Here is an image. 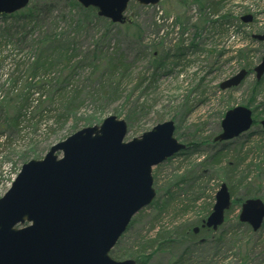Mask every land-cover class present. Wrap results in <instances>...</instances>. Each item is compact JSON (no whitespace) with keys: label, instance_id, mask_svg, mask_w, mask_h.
<instances>
[{"label":"rangeland","instance_id":"obj_1","mask_svg":"<svg viewBox=\"0 0 264 264\" xmlns=\"http://www.w3.org/2000/svg\"><path fill=\"white\" fill-rule=\"evenodd\" d=\"M254 1L252 7L250 2L227 0L225 11L231 12L237 19H233L228 34H215V38L210 35L208 25L200 30L198 36H194L196 29L192 24L199 19L200 9L198 3L192 0H186L185 3L183 0H160L156 5H143L137 0H131L124 13V23H115L103 17L108 21L94 19L89 24L85 21L87 24L82 28L78 25L82 24L83 16L77 10H72L74 16L64 15L70 13L69 0H38L39 4H52L50 15L53 19H49L43 28L38 22L34 35L29 39L27 33L32 25L25 27L24 17L9 18L4 23L1 16L0 30L9 32L6 38L11 42L6 43L8 41L4 36L5 46L0 49V95L9 91L10 83L6 82L9 74H12L14 63L33 56L34 50L30 47L32 42L41 32L52 30L56 23L58 34L64 38L60 39L62 45L67 46L68 57L76 66L73 70L57 66L50 70L46 78L57 85L71 82L68 88L72 84L77 86L81 90L83 103L77 112L69 115V119L62 117L57 122L53 116L45 117L35 130L31 126L27 127L21 133L22 136H15L10 145H0V198L8 191L24 163L42 158L52 145L84 127L100 125L110 115L126 120V141L141 136L158 123L173 120L176 125L175 137L186 145L195 142L198 146L180 151L153 167L156 197L134 215L115 246V250L122 254L119 260L131 259L130 252L139 248L145 240L154 239L158 231L164 228L174 241L170 246L164 241L162 245L167 247L156 252L146 264H264V222L257 231L249 224L240 222V205L234 204L236 206L226 213L225 222L216 232L201 229L194 235L184 233L186 223H196L207 211V207L212 209L220 185L227 182L221 170L216 172L207 167L209 163L205 164V170L202 171L201 161L221 148L231 146L232 149L242 144L254 146L255 141L261 137L264 142L260 124L264 119V83L255 88L256 72L252 70L237 87L220 88L221 82L236 75L241 69L249 70L248 65L255 68L264 56V42L252 37V34L264 31V9H261L263 6L258 8ZM260 1L264 5V0ZM35 2L37 0H30L27 7ZM256 10L259 12L257 16L254 15ZM246 14L254 15L250 25L238 19ZM181 15L192 16L190 23H178L177 18ZM21 36H25L27 41L17 44L16 39ZM193 39L195 45L202 48L201 51L195 52L190 47ZM72 42L76 45H72ZM179 43L187 47L186 59L190 63L175 66L171 72L169 68L158 71L156 81L145 91V87L150 84L151 73L154 72L150 66L153 48L173 49ZM117 48L124 52L132 68L117 93L105 89L108 95H103L99 93L100 87L108 78L104 56L107 52H115ZM211 49L215 51L210 53ZM60 67L64 70L59 71ZM24 68L26 66H20L21 73L26 76ZM144 72L147 77L145 87L136 89L135 85L139 81L137 77ZM18 75L20 72L12 74V77L17 78ZM118 77L117 74L114 79L119 80ZM21 86L19 84L18 87ZM238 105H246L253 110L256 124L239 137L215 142L214 137L221 131L225 113ZM48 109L52 111L51 114L57 113L52 106ZM208 140L209 143L205 144ZM24 154L30 157H22ZM261 157L262 154L256 150L249 155L254 161ZM256 176V173L251 172V179L262 181L259 191L264 195V177ZM198 177L200 180L194 184V179ZM251 179L239 184L235 197L244 196L247 187L251 185ZM167 192L176 198L177 203H181L179 208L186 204L190 209L187 212L172 209L156 220L157 206L154 202L162 199ZM200 192L203 194L195 199ZM157 247L158 244L147 252Z\"/></svg>","mask_w":264,"mask_h":264},{"label":"water","instance_id":"obj_2","mask_svg":"<svg viewBox=\"0 0 264 264\" xmlns=\"http://www.w3.org/2000/svg\"><path fill=\"white\" fill-rule=\"evenodd\" d=\"M97 8L98 15L124 23L131 0H77ZM156 5L160 0H137ZM30 0H0V17L24 9ZM252 14L242 17L250 23ZM253 37L264 41L263 34ZM264 75V56L255 67ZM248 74L243 68L221 82L222 89L239 86ZM254 125L246 105L229 109L214 141H229ZM264 129V119L261 120ZM173 120L158 123L126 141L128 124L116 115L100 125L84 127L51 146L40 159L24 163L11 187L0 198V264H138L112 257L134 215L156 197L153 167L187 148L175 137ZM213 210L204 223L217 229L231 206L228 185L216 193ZM240 221L254 231L264 222V201L247 199ZM199 232V227L194 230Z\"/></svg>","mask_w":264,"mask_h":264},{"label":"trees","instance_id":"obj_3","mask_svg":"<svg viewBox=\"0 0 264 264\" xmlns=\"http://www.w3.org/2000/svg\"><path fill=\"white\" fill-rule=\"evenodd\" d=\"M192 1L197 2L200 9L199 19L197 22L192 24L196 29L194 36H198L199 33H201L200 30L202 31L207 25L210 27L208 28L210 29V35H212L213 38H215V34H228L231 31L233 19L237 18L234 17L231 12L225 11L227 0ZM241 1L250 2V5L253 7V0ZM183 2L185 3L186 0H183ZM254 3L258 8L263 6L261 9H264V5L261 4L263 3L262 1L255 0ZM51 7L52 4H50V2L39 4L37 0V3L35 2L32 6L27 7L26 10L10 15L4 14L2 15V18L5 20L4 23H7L6 20L9 18L24 17L25 27L32 25V28L27 33V38L29 39L34 35L36 27L39 25L38 22L41 23L43 28L45 23L52 18V15H50V13H52ZM68 8L71 14L66 12L64 15H69L70 17L74 16L72 10H77L83 16L82 24L78 25L80 28L87 23L89 24L94 19L107 20L97 14L98 10L95 7L90 6L88 8H84L77 2V0H69ZM258 14L259 12L256 10L254 15L257 16ZM191 17L192 16L188 15L178 16L177 22L181 24H189ZM238 19L241 20V17ZM85 21L87 23H85ZM128 25L131 26L130 24ZM247 25H250V23H247ZM57 29L58 24L54 23L52 30H47L48 32H41V35L30 45V47L34 50L33 56L29 57L27 60L21 59L14 63V68L11 73L15 75L17 72H20V75H18L17 78H14L12 77V74H9V79L6 82V84L10 83V85H8L9 91L6 94L0 95V140H2L0 145H10L15 140V136H22L21 133L24 129H27V127L30 128L31 126L35 130L45 117L53 116L55 117V120L59 122L62 117L69 119L70 114L77 112L81 108L80 106L83 103L80 96L81 90L77 86L72 84V86L68 88L67 85L71 82H67L64 85H57L46 78L50 70L57 66H62L64 69L71 70H73L74 66H76L72 63L71 57H68L69 49L66 48L67 46L62 45V41L60 39L64 38L61 34H58ZM189 29L190 28H188V30ZM262 33H264V31H262ZM6 35H9L8 31L3 32L0 30V49L2 46H5V44H3V39L4 36L6 38ZM6 40L8 41L6 43L11 42V40H8L7 38ZM16 41L18 44L27 41V39L25 36H21L18 37ZM194 41L195 40L193 39V41L190 42V47L195 52L201 51L202 48H198V45H195L196 43H194ZM72 45H76V43L72 42ZM214 51L215 50L211 49L209 52L211 53ZM185 52H187V47H184V45L180 43L176 44L173 49L166 50L163 48L160 50L157 47L153 48L150 55V66L154 69V72L151 73L150 84L145 87L147 77L145 76L146 72H144L143 74H139L137 77L139 81H137L135 88L142 89L145 87V91H147V89L156 81L155 75L158 71L169 68L168 71L171 72L175 66L182 63L184 65L189 64L190 62L186 59L187 54ZM104 57H106V75L108 78L104 81L103 86L100 87L99 93L108 95L105 89H110L113 93H117L123 80L129 74L132 67L130 63L127 62V56H125L124 52L119 49L115 52H107ZM22 65L26 66V68L23 69V72H27L26 76H24V73H21L20 66ZM62 67L58 70L61 71L63 69ZM248 69L249 73L254 70V68L252 69L250 65H248ZM117 74L119 75V80L114 79ZM263 83L264 78L258 80L256 77L255 88H259V86H262ZM19 84H22L20 88L18 87ZM57 104L59 106L55 107ZM49 106L55 108L57 113L51 114L52 111L48 109ZM262 133H264V130H262L261 135ZM262 138L263 137H261L260 140L255 141L254 146H244V144H242V146H233L232 149L231 146L229 148L218 149L211 156L201 161L202 171L205 170V164L209 163L207 167L212 168L216 172H220L219 170H221V173L225 177V181H227L224 183L228 185L233 200L226 213L230 212V210L236 205L241 206L246 199L261 198L264 200V195H261L259 191V187L262 186V181L260 182L259 180L251 179L250 177L251 172L256 173L257 178H260V175H262L261 178L264 177V142ZM191 143L190 145H187L188 147L185 150L188 151L191 146H198L195 142ZM208 143L209 140L205 141V144ZM254 150L262 154L261 159L258 161H254L249 158L250 153ZM24 156H27L26 158L30 157L28 154H24L22 157ZM247 179H251V185L247 187L244 196L235 197L240 187L239 184L243 183ZM199 180L200 177L195 178L193 183L195 184ZM200 193L201 194L195 197V199H198L203 194L202 192ZM164 197L162 199H157L154 202L157 206L156 220L162 214L171 211L172 209L173 211L181 209L183 212H187L190 209V207L186 204L184 205L185 207L179 208L181 203H177L176 198L168 192ZM206 209L207 211L200 219L197 220L196 223L189 222L185 224L184 233H191L194 235L193 228L197 225V223L200 224V227H202L204 220L212 210H210V207H207ZM164 241H166V243L170 246V243H172L174 239L171 236H168V232L163 228L158 231L157 236L154 239L145 240L138 246L139 248L130 252V257L135 258L138 264H146L156 252L167 247L162 245ZM156 244H158L156 250L147 252L148 249L153 248ZM111 255L115 259L122 258V254L118 252V250H115V248L111 251Z\"/></svg>","mask_w":264,"mask_h":264},{"label":"flooded vegetation","instance_id":"obj_4","mask_svg":"<svg viewBox=\"0 0 264 264\" xmlns=\"http://www.w3.org/2000/svg\"><path fill=\"white\" fill-rule=\"evenodd\" d=\"M206 230H208V231H209L210 229H206Z\"/></svg>","mask_w":264,"mask_h":264}]
</instances>
